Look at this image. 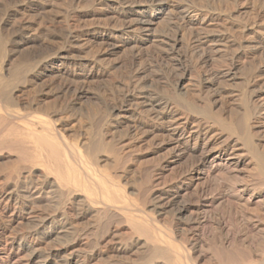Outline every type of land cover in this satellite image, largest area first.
Here are the masks:
<instances>
[{
    "label": "rangeland",
    "instance_id": "1",
    "mask_svg": "<svg viewBox=\"0 0 264 264\" xmlns=\"http://www.w3.org/2000/svg\"><path fill=\"white\" fill-rule=\"evenodd\" d=\"M139 1L145 8L143 18L152 23L147 29H138L135 22L124 31L121 28L126 21L119 5L111 7L98 0H0V34L11 37L19 26L28 31L20 43L21 50L8 54L5 60L15 66L24 61L34 64L63 48L81 63L72 66L69 74L64 73L67 66L62 64L61 73L45 80L18 82L13 90L23 103L19 111L25 119H50L65 142L78 144L84 152L87 145L99 140L102 130L114 142L115 154L103 151L91 159L96 178L108 186L122 185L132 213L153 217L163 233L171 228L177 233L176 243L198 240L199 249L193 252L198 261L193 263L219 264L216 254L221 248L222 254L225 250L242 256L247 252L254 258L253 264L262 262L264 117L252 123L248 137L242 132L230 135L206 119V158L211 159L214 148L228 138L229 149L235 152L233 158L241 160L236 169L219 168L211 174L208 180L212 186L205 195L213 202L205 206L199 203L198 184L204 178L197 175L196 155L187 152L178 164L164 166L175 148L169 130L162 129L169 124H157L146 118L145 112L133 116L121 111L111 116V110L121 105L128 85L139 83L140 98L150 94L173 101L181 122L188 111L200 118L197 112L186 110L176 93L178 81L185 76L182 86L186 95L198 104L213 99L221 87L222 113L242 121L245 109L250 108L253 116L257 109L250 97L264 77V0H164L166 8L158 16L150 5L152 0ZM68 31L79 37L76 44L67 43ZM202 37L205 43H200ZM234 63L244 68L233 70L237 74L234 78L225 76ZM208 72L214 73L216 80L202 82V75ZM252 82L257 84L251 86ZM156 106L162 109L164 105L156 102ZM117 119L123 121L121 125ZM2 155L0 184L18 180L19 194L8 205L0 200V246L7 255L15 240L13 258L19 264H65L68 258H73L68 264H166L163 259L148 260V247L134 243L136 236L129 232L130 224L121 214L101 215L97 209L89 210L83 191L69 199L48 186L31 188L32 183L43 180L41 169H34L32 174L24 172L28 162L18 161L15 153L5 151ZM13 168L18 172L9 181L7 174ZM182 179L189 185L181 187ZM169 188L175 189L176 197L162 196L159 202L163 205L155 208L149 193ZM69 204L71 213L66 210ZM184 207L188 210L181 212ZM247 247L252 248L250 253Z\"/></svg>",
    "mask_w": 264,
    "mask_h": 264
},
{
    "label": "bare ground",
    "instance_id": "2",
    "mask_svg": "<svg viewBox=\"0 0 264 264\" xmlns=\"http://www.w3.org/2000/svg\"><path fill=\"white\" fill-rule=\"evenodd\" d=\"M163 1L164 0L151 1L150 5L154 8L156 16L160 15V13H162L166 8L167 4ZM98 2L101 4H106L111 7L113 5L115 7H118L117 5L120 6L121 14L124 17L123 20L126 21L125 25L121 28L124 31H126V29L128 30V28L131 27L135 22L136 24L139 25L138 29H147L149 24L152 23L151 19L143 18V12H145V8L142 6L139 0H98ZM138 29L136 28V30ZM27 32L28 31L25 27L19 26L11 37L5 38L2 34H0V158L3 156L2 154H4L5 151H7L8 153L17 154L16 157L18 161L29 163L30 166L29 165L26 166V170L24 172H30L32 174L34 169L40 168L41 173L44 176L43 180L40 183L39 181L38 182L36 181L37 183H32L31 188L37 187L43 189V186H48L50 187V189L52 188L53 190H55L60 196L67 197L69 199H74V197L76 196L75 194H77L78 192L81 193V191H83L84 193L83 195L86 202L85 204H87V208L89 210L97 209L101 215H106L111 212H117L118 214H121L125 219H127L128 224H130L129 227L131 228V231L129 232H131V234L136 236L134 243L135 242L143 243V245L148 247L149 249L148 260L154 261L156 259H163L166 262V264L167 263L195 264L193 262L196 261L195 260L196 258H194L193 252L196 251L198 247L197 244L198 240H196L197 242L194 241L196 243L191 242L185 244L184 242L181 241L179 242L180 244L176 243L177 237L175 235H177V233L173 234V230L171 228H170L172 230L171 232H169L170 231L169 229L167 233L165 232L163 233V229L161 230L156 225L155 219L153 217H145L132 213L133 210L130 205V200H129L130 198H128L129 196H127V194L125 193L124 189L122 188L123 187L122 185L118 183L116 184L111 183L108 186L106 185L104 180L96 178L95 176L96 172L94 167L91 165L92 163L91 159L96 158L99 152H103V151L108 152L109 154H115L114 142L111 139L108 140L107 135L103 133L102 130L99 131V137H100L99 140L96 141V143L92 142L93 144L87 145L85 147L86 152H84V150H82L78 144L72 142L69 143L65 142V140L62 137L63 134L61 130L58 129L56 125L53 123V121H51L50 119L42 116L39 117L37 116L34 119H30V118L25 119L26 116L20 113L21 111H19V105L23 103L19 94H17L16 91L13 90L18 82L21 81L33 82L41 79L45 80L46 78L51 77L55 72L61 73L62 71L59 68V66L62 64L67 66V69L64 71V73L69 74V72H71L72 66H76V65L79 66V64H81L80 61L74 58H70L68 56L69 54L67 53V51L63 48L56 51L55 55L47 57L45 59H41L34 64L31 63L28 64L27 62L24 61L22 64L15 66L13 63L5 60V57L8 54H13L21 50L20 43L23 37L25 36V33ZM67 34L68 35L65 38L67 43H69L70 45L76 44L79 41V37L73 31H68ZM18 37L19 39L16 40V38ZM199 41L200 43H205L206 39H203L202 37L199 38ZM243 68H244L243 64L234 63L232 65L231 70H228L227 73L224 74L225 76L228 75L234 78L237 75L236 71L242 70ZM233 70L236 71L233 72ZM209 72L203 75L201 74L203 77L202 82L206 80L205 82L208 83L214 80L212 77L214 73L212 74ZM65 77L67 78V76ZM184 77L185 76H183L178 81L175 87L176 93L178 95H181L182 99L184 100L185 102L184 104L188 108L186 110H190V112L193 113L197 112L200 115V118L194 117V115L189 114L188 111V113L185 115V121L181 122L180 120H178L177 113H175V111L173 110L174 109L172 105L174 103L173 101L172 103L168 99L164 100L158 96H154L150 94L142 96V98H140L139 95L141 94L140 90L142 88L139 83H134L127 86L126 93H124V95H122L121 97L122 99L121 105L114 106L112 108L111 111L113 113L111 114V116L114 115L116 112H121V111L130 112L132 113L133 116H135V113L144 114L145 112L146 118L148 117L150 120H153L157 124L168 123L170 127L168 128L162 127V129L165 128L169 130L171 141L175 148L172 149L173 151H170L173 153V155L168 159H166V164L164 166L167 167L170 165L178 164L181 161L183 155L187 152L196 155L198 157L197 165H196L197 175L199 176V178H204V180L198 184V189L200 191L199 198L201 200L199 203L205 206H211L213 202L212 199H207L206 198L207 196L205 195L207 189L212 186L208 180L211 174H213V172L219 168L220 169L227 168V170L229 168H234L235 166H237V164L240 162L241 159L233 158L235 152L229 149L228 138L224 139L225 141H222V143L218 147L214 148L215 152L211 159L206 158L205 153L209 149L208 141H207L206 119L210 120L213 124L217 123L221 125L223 130H226L228 133H230V135L232 134L239 135L242 132L245 137H248V135L251 133L250 126L252 125V123L258 122V120L261 117H264V77L262 81L258 83V85H260L258 87L259 89L257 88L258 90L257 89L254 90L253 94L250 97V100L255 102V106L257 110L252 116L251 109L246 108L244 111V118L242 121L237 120L231 115H225L224 113H222L221 110H223L224 102L222 99L223 90H221V87H219L220 89L218 88L216 93L213 94L214 95L213 99L209 98L203 104H198L196 101L192 100L186 95L187 90L184 86H182L184 82ZM256 84H257L256 82H252L251 86H254ZM156 102L162 103L164 105L163 108L162 109L157 108ZM122 122L123 121L121 119H117V125H121ZM190 123H193V125L191 124L192 126H189ZM183 143H184V147L182 146ZM237 154H235V156ZM17 172L18 170L14 169L13 171L11 170L9 175L7 174L9 181H12L10 179H12V176ZM262 175L264 176V166L262 169ZM180 181L182 183V184L180 183L181 187H185L189 185L187 180L182 179ZM18 183L19 182L17 180L13 184H10L9 182L7 183L8 185L10 184L13 186H8L6 183H4V185L0 184V200L6 201L7 202L6 204L8 205L11 199H14L15 196L18 197L19 193H18V188L16 187ZM173 190L175 189L169 188L167 190H163L162 192H158V189L152 190L149 193V198H152V200L155 201L154 207L159 208L163 205L162 204L163 202L162 203L159 202L160 200L163 199L162 196L166 195V197H169V199L175 198L177 192ZM238 192L240 191H237V193ZM15 200L18 202V199ZM22 202L26 203L25 200H22ZM149 203H151V201H149ZM16 204L15 206L18 207ZM72 209L73 208L71 204H69L66 207V210L70 213ZM187 210L188 208L184 207L181 209V212H185ZM72 214H75V212ZM201 224H203V221ZM36 225L38 226L37 223ZM36 225L35 227H33L34 230L36 228ZM49 231L50 229L46 228L44 232L48 233ZM11 243H12V247L7 255L4 253L3 246L2 247L0 246V264H19V260L13 258V255L16 253V245H14L15 240L11 241ZM201 243L203 244V242ZM255 243L257 244V242ZM239 245L241 246V244ZM221 249L219 250L220 253L216 254V256L219 255V260H218L219 264H253L254 258L252 257L251 254L248 256L247 252L245 254L243 253L244 256H242V254L239 255L236 254L237 251L235 254L233 252L230 253L229 252L230 250L229 251L225 250L223 251L225 253L222 254ZM250 249L252 248H248V250ZM244 250L245 249H243V251ZM248 252L250 253L251 250ZM246 254L247 256H245ZM261 258H263L262 255ZM69 259L70 258L66 260L65 264L70 263L73 258H71V260ZM148 260L147 262H149ZM255 264H264V259L262 262H258Z\"/></svg>",
    "mask_w": 264,
    "mask_h": 264
}]
</instances>
